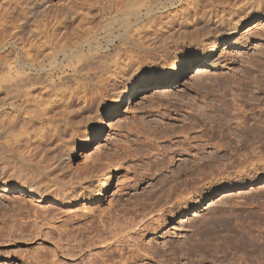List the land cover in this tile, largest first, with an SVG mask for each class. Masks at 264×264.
Segmentation results:
<instances>
[{
	"label": "rangeland",
	"instance_id": "obj_1",
	"mask_svg": "<svg viewBox=\"0 0 264 264\" xmlns=\"http://www.w3.org/2000/svg\"><path fill=\"white\" fill-rule=\"evenodd\" d=\"M36 1L34 0V11L24 18V29L19 28L20 33L16 38L18 42L14 49L20 52L23 50V59L35 58L34 62L38 67L27 71L32 78L31 83L28 81L29 88L32 87L29 95L32 100L25 106H30L26 110H29L31 120L26 127L21 128L14 144L15 149L10 154L1 147L5 139L0 140V172L3 169L13 172L17 167L23 166L29 172L41 176L45 167L65 159L67 169L83 173L85 167L90 168L95 163L96 168L99 165L103 169V165L96 160L101 158L112 167L113 188L103 201L75 200L70 203H58L49 199L37 201L40 199L31 195H19L17 191L0 192V264H28L31 258L33 260V255H39L46 248L54 252L51 251L54 264H83L79 254L69 252L73 257L61 249L68 235L60 240V229L64 228V234L69 231L78 233V228L84 226L86 218L93 217L96 222L102 216L107 219L108 215L114 214V211L111 212L113 209L120 210L116 211L119 214L116 216L118 220L115 232L119 235L115 238H132L145 249H151L152 246L153 252L150 251V254L153 257L142 255L135 264H166L165 257H177L179 264H228L230 261H239V264L244 260L247 264H264V114L259 115L257 107L253 111L239 110L253 107L244 105L248 100V103L256 102L257 95H253L254 99L252 91L257 93L262 89L259 94L262 99L257 96L262 102H257H264V18L260 16L252 21L246 20L245 13L249 9H244L241 14L236 13L235 8L242 4L239 0H214L213 4L212 0H205L202 3L203 17L198 20L194 16H188L190 20L178 16L179 9L183 7L186 11L188 8L178 4L173 6L166 0L153 2L151 18L142 7V18L139 20L135 16L125 15L131 9H128L130 0ZM236 3L240 5L237 6ZM214 4L218 5L213 8L217 16L210 8ZM207 12L210 16L213 13L215 17L212 15L208 18ZM219 12L226 16L229 14L227 12L232 13L231 21L226 16V21L222 20ZM123 13L124 17L130 18L132 23L127 25H132L131 28L130 25L128 28L121 26L126 25L124 21L127 17L123 19ZM39 19H43V24ZM236 19H240V22ZM153 20L157 21L156 24ZM197 26H201V30L202 26L206 30L210 28V32H215L218 28L223 33H220L213 53L212 65L190 77L191 74L183 73L187 66L202 64L211 52L210 37L195 42H190L187 38H191L194 32L198 33ZM135 28L139 31H135ZM32 29L37 35L40 31L37 38H33L36 35ZM257 32L260 34H255ZM127 35L128 39L125 37ZM89 49L103 54L102 69L100 65L98 67L101 61L97 59L91 62L93 66L90 65V68L93 69L85 64L84 57L90 54ZM79 50L82 51L81 56L76 57ZM39 67L43 70H39ZM176 72L181 74L176 83L147 88L133 101L128 99L122 112L109 119L103 145L97 146L99 143L93 135V129L100 114L110 108L120 92L127 91L130 94L131 88L140 80L160 81L167 74ZM140 73L142 74L137 79V74ZM67 105H73V109L80 108L79 114L74 110L75 113L70 112V116H82L81 119L74 120L79 123H73L71 128L62 120L61 115ZM73 109L69 107V110ZM202 109L214 115L220 127L225 122L232 123L229 127L224 124L223 131L217 123L219 128L212 142L221 144L212 150L220 160L216 163L215 179L210 181L208 177L198 182L196 191L199 194L185 193L176 198L175 190L176 195L173 193L170 198V190L174 185L176 187L177 182L182 179L189 182L190 175L186 176L188 169L184 167L190 164L195 153L191 149L183 155L173 151L176 149L173 142L177 140L174 128L188 122V119L183 120V115H199ZM231 113H236L237 117L231 118ZM3 117L4 113L0 112V125ZM54 129L62 130L60 135ZM154 130L158 133L162 130L170 133L168 137L157 140L160 143L158 148L154 142L149 141L152 139L151 135L159 136L157 132L155 135ZM149 135V139H146ZM258 138L262 139L261 150L256 147L259 145ZM252 142L255 143L254 146ZM232 147L235 149L233 152ZM163 148L167 150L166 155L157 154ZM207 150L211 151V148ZM222 152L224 156L226 153L225 157L221 155ZM67 156L68 159L65 158ZM93 160L98 162L94 163ZM103 174L102 170L98 177ZM178 175L181 178L174 181L173 178ZM187 181L184 187H190L191 182ZM146 221L149 230L146 228L145 231H139L144 229L140 226ZM35 228H38V233ZM22 229L25 235L23 237L9 233L15 230L18 233ZM30 232L34 235L36 233V237L33 235V238ZM107 234L110 235V232L105 235ZM110 242L112 240L102 243L103 245L98 241L90 242V250L85 247L84 257L88 253L91 259L98 254L101 256L104 246ZM243 244L246 245L245 248L241 247ZM162 253L164 257L160 255ZM88 256L85 259L87 261Z\"/></svg>",
	"mask_w": 264,
	"mask_h": 264
},
{
	"label": "bare ground",
	"instance_id": "obj_2",
	"mask_svg": "<svg viewBox=\"0 0 264 264\" xmlns=\"http://www.w3.org/2000/svg\"><path fill=\"white\" fill-rule=\"evenodd\" d=\"M39 1L40 0H37L36 2H39ZM154 1H156V0H130L131 3L128 6V9H130V8L131 9L128 12L126 11L127 14H125V15H128V16L132 15L133 17L135 16V18L139 20L140 18H142V12H143L142 11V7H144V10L146 11L145 12L146 15L149 16L152 13V11L154 10V8H152L154 6V5H152ZM166 1L168 3H171V5H173V6L178 4V5H184V8H185V6L188 8V9L186 8L187 10L185 11L183 9V7L180 6L182 8L177 11V12H179V15L177 13L178 16L186 17V18H189L188 16H194L195 20H196V18L198 20V18L201 17V16L203 17L202 14H203V10H204L203 9L204 5L202 3H204L205 0H166ZM222 1L223 0H221V2ZM162 2H164V1H162ZM213 2L215 3V1L212 0L211 4H213ZM239 2H241L242 4L240 5V3L239 4L236 3L237 6L238 5H240V6L236 7V5H235V7H236L235 8L236 9L235 12L241 14V12L244 13V9H249L248 12L245 13L246 14L245 15V19L246 20L252 21L256 17H260V16L264 18V0H241V1L239 0ZM34 4H35L34 0H31V1L30 0H0V112L2 114L4 113L3 123H2V125H0V140L1 139H5L4 140L5 142H2V143L0 142V143H1V147L3 148V150L6 149L7 153H9L10 151H13L15 149L14 148V144L17 142V136L19 135V133H21V128L26 127L29 124L30 120H31L30 117L28 116L30 112H29V110L28 111L26 110V109H29L30 106L29 107L25 106V104L29 103L32 100L29 97V95L31 94L30 92H31V88H32V87L29 88L30 87L29 85L31 83V79L32 78L28 74L29 72H27V71H28V69H32V68L38 69V67H37V64L34 62L35 58L32 57V59L31 58L28 59V57L26 56L27 58H25L26 59L25 60V59L22 58V56H24L25 54L23 53V55H21L23 50L21 52L18 50L19 51L18 52V51L14 50V49L16 48L17 42H18L17 41V39H18L17 35H18V32L20 33L19 28L22 27L21 29H24L23 28L24 27V23H26L25 22L26 20H24V18H25V16L27 18L28 14L32 13ZM43 4L45 5L46 3H43ZM43 4H41V5H43ZM164 4H166V2ZM233 5H234V3H233ZM210 6H212V5H210ZM216 6H218V5L214 4L210 8L213 10L214 7L217 8ZM209 7L207 8V10H209ZM216 10H219V9H216ZM214 11L215 10H213L212 12L214 13ZM223 12H222V14H220V12H219V14H220L219 17L222 20H224L225 16H226ZM231 12L233 13L234 11L232 10ZM124 13H123V19L127 17V16L124 17ZM207 13L206 14L208 15V18H209V16H210L209 14L210 13L209 12H207ZM213 13H212L213 16H214V14L216 16L218 15L217 13H214V14ZM227 13H229V14H228V16H226V18L228 17L229 19H227V20H230L231 19L230 16H231L232 13H230V12H227ZM204 14H205V11H204ZM174 15L172 16L173 18H175ZM178 16H176V17L179 18ZM151 17L152 16L150 15V18ZM202 17H201V19H202ZM240 17H242V16H240ZM127 18H126L125 21L123 20L126 23V25L122 24L121 26H123V27L127 26V28H128V26L130 24L127 25V23H130L131 21H130V18H128V19ZM194 18H192V19H194ZM40 19H39V21H41ZM121 20L122 19H120V21ZM189 20H190V18H189ZM236 20H238L237 21L238 23L240 22V19H236ZM42 21H43V19H42ZM123 21L121 23H123ZM154 21L155 20H153V22ZM224 21H226V19ZM156 22H154V23L156 24ZM133 23H134V21H133ZM161 23H163V22H161ZM161 23H160V25H161ZM42 24H43V22H42ZM34 25L36 26V24H34ZM52 26L54 27V25H52ZM131 26L132 25H130V28H131ZM136 26L138 27V25H136ZM200 27L198 28V26H197V28H196V32H198V33L195 34V32L193 31L194 34L190 33V34H193V35H191V38L190 37H187V38H189L190 42H195V41H199V40L202 41V40H204V38L210 37L211 39H209V40H211V41L209 42V45H210V51L211 52H209L207 59L201 62L202 64H200V65L197 64L194 67H193V64H189L187 66V68L185 69V71L183 73L191 74L190 77H193L197 73H200L201 71H203L204 68L209 67V66L212 65L211 59H212L214 51L216 50V45H217V43L219 41V38H220L221 29L217 28L215 32H213L214 30L211 29L212 32H210L209 31L210 28L208 30H206V29H204L206 27L202 26V30H201ZM41 28H42V26H41ZM139 28H141V27H139ZM197 29H199V30L197 31ZM36 30H39V29L36 27ZM136 30L137 29L135 28V31ZM137 31H139V30H137ZM207 31H209V32H207ZM39 32H38V35H39ZM29 33H30V30H29ZM33 33H34V30H33ZM41 33H40V35H41ZM262 33H263V31H262ZM135 34H137V33H135ZM255 34L258 35L260 33L257 32ZM34 35H36V37L33 36V38H37V36H38L37 32H36V34L34 33ZM125 37L127 38L129 36L127 35ZM137 37H140V35H138ZM126 38H125V40H126ZM28 40H30V39H28ZM138 40L139 39L137 38L136 41H138ZM141 40H142V38H141ZM136 41H134V42H136ZM39 42H40V40H39ZM142 44L144 45L145 43H142ZM36 46H37V44H36ZM136 46H137V44H136ZM18 47H19V45H18ZM24 48H25V46H24ZM10 49H12V50H10ZM11 51H13V52H11ZM89 51H90L89 52L90 54H88V55H86L84 57L85 58L84 61H86L85 64L88 66L89 69H93V67L90 68L91 66H93V65H91V62H93L94 60L97 59V60L101 61V64H98V67L100 65V67L102 69V65H103L102 64V55L103 54L101 52L100 53L99 52H94V51H92V49H89ZM81 53H82V51L79 50L76 54L75 53L74 54H75L76 57H80ZM116 54H118V53H116ZM30 56H32V55H30ZM116 57H118V55ZM133 61H134V58H133ZM104 62H105V60H104ZM39 63H41V62H39ZM123 63H124V61H123ZM115 64H113V65H115ZM108 65H110V64H108ZM125 65H128V63L126 64V62H125ZM95 68H96V66H95ZM195 69H196V72H194ZM39 70H43V68L39 67ZM180 77H181V74L179 72L178 73L176 72V73L167 74V76H165L160 81H158V80L157 81H155V80H146V79L145 80H140V82L135 83L134 86L131 88V93L130 94H127V91L120 92L118 94V96L116 97V100L110 106V108L105 109L100 114L99 121L96 124L95 129H93V135L96 138V141H98V143H99L97 146L100 147V146L103 145L102 144L103 143V138H104V135H105V131H106V127L108 125L107 123H108L109 119L111 117H113V116H115L117 114H120L122 112V110L124 108V105H125V103H126V101L128 99H129V101H133L134 99H136L138 97V94L141 91H144L147 88H159V87H165V86L172 85V84L176 83L180 79ZM28 81L30 83H28ZM34 82L36 83V81H34ZM261 90H258L257 93H256V91L255 92L252 91V97H253V95L254 96L255 95L258 96L260 94ZM262 92L264 93V90ZM257 96H256V99L253 97L256 100V102L248 103L249 100L244 102L245 103L244 104L245 107L246 106H253V107L249 108L248 110H245V108L243 107V108H241L239 110H243V111L252 110L253 111V110H255V107H257L258 111H259V115L262 116L264 114V102L262 103L263 104V106H262V104H261V102H262L261 101V99H262L261 95H259L261 99L258 98ZM252 97H251V99H252ZM262 97L264 99V95H262ZM257 101H261V102H257ZM72 106L73 105H70V106L67 105L66 108L63 109L64 113H61V115L63 116L62 120H65V123H68L69 127H70V125L72 127L73 123H79L78 121L74 122V120L75 119L78 120L79 118L81 119V117H82V116L79 115L80 117L76 118L75 115H77V114H74L73 116L69 115V113L70 112H74V110L75 111L77 110L78 112H76V113L79 114L80 108H78L79 109L78 110L77 107L74 106L76 109L75 108L73 109ZM79 106H80V104H79ZM32 107H33V105L31 106V108ZM69 107H71L73 110H69ZM228 110H230V108ZM224 112H226V111H224ZM31 114H33V112ZM224 115H223V117H224ZM236 115H237L236 113L235 114L231 113V116H233L231 118H236L237 117ZM37 116L39 117L38 114H37ZM182 118L185 121H186V119H188V122H184L181 125H179L178 127L175 126L173 132L175 133L174 137H177L176 138L177 140L174 139L175 142H173V144H175L176 149H174L173 151L176 152L179 155H183L184 153L187 154L188 150H190V149L192 150L191 152H193V151L195 152L193 154L194 156H192V160L190 161V164L186 165L184 167V168L188 169V171H186V169H185V171H186V176L190 175V177L189 176L188 177H189V182H191L190 183L191 185L189 184L190 187H188V186L184 187V185L187 184L186 183L187 180L186 179L180 180V182H177L176 187L174 185V187L171 188L170 192H172V193L168 195V196H170V198H172V194L175 192V190L177 192L176 193L177 195L174 193L177 196L176 198L181 197L185 193H187V194L188 193L189 194L194 193L195 194L197 192L196 190H197V187H198L197 186L198 182H200V181L202 182V180H204L205 178L209 177V180L213 181L215 179L216 172H217L216 171L217 168H215L217 166L216 163H218V161H220V160H218L219 156L217 155V153L215 154V152L212 151L213 149L216 148L215 146H218L219 144H221L219 142H218V144H215V142L214 143L212 142L214 140V138H216L215 135H216L217 128L220 127V123L216 122V118H214V115H211L207 110L202 109V112L199 115L198 114L196 115V113L195 114L193 113V114H189L187 117L183 115ZM225 118H226V116H225ZM20 119L22 121H20ZM217 123H219V127H218ZM224 124H226L227 127H229V125H231L232 123L230 124V122H225ZM224 124L222 126L225 128ZM17 125H19V128H16ZM64 125L67 126L66 124H63V126ZM222 126L220 127L221 131H223ZM177 128H178V130H177ZM196 128H198V129H196ZM63 129L64 128H62V130ZM67 129H69V128H67ZM19 130H20V132H19ZM69 130H71V129H69ZM171 130H169V131H171ZM55 131H57V130H55ZM61 131L60 130L57 131L58 134ZM154 131H155V135H157L156 132L158 133V131H156V130H154ZM166 132L167 131L164 132L163 130L159 131V133H158L159 136H153L152 137V135H151L152 139H149V137H150V135H149V136H146V139H149L150 143L154 142L155 146L158 148L160 146V143L157 140L159 138L168 137L167 135H168L169 132L168 133H166ZM173 132H172V136H173ZM192 133H193V136L191 135ZM51 137H52V135H51ZM12 139H13V141H11ZM63 140H65V139H63ZM257 141H258L259 145L257 144L256 147L259 150H261L263 148L262 146L264 145V144L262 145V139L258 138ZM223 144H224V142H223ZM250 144H251V142H250ZM253 144L255 145V143L252 142V145ZM225 145H227V144L225 143ZM222 146H224V145H222ZM222 146H221V148H222ZM228 146L231 147L230 144ZM228 146H226V147H228ZM98 147H95V148H98ZM226 147H224V148H226ZM235 147H237V146H235ZM207 148H211V151H208ZM163 149H159L157 154L166 155V151L167 150L166 149L163 150ZM217 149H219V147ZM232 149H234V148L232 147ZM233 151H235V149L232 150V152ZM133 152H134V150H133ZM224 154L226 156V153H224ZM230 154H231V152H230ZM221 155H223V152H222ZM65 158L68 159V156L65 157ZM96 160H98L103 165L102 166L103 169H101L99 165L97 166L98 168H96L95 166H96L97 163H95V162H98V161H94L95 164H92L93 166H91L90 168H86L85 167V171L83 173H82V171L79 172L77 170L73 171V170L67 169V165H66L67 162L66 163L64 162L65 159H63L59 163H56V164L54 163V165L50 163L51 165L49 167L47 166L48 170H47V167H45L46 169H45L44 173L41 174V176L29 172L30 170L23 168V166H22V168H20V167L18 168L17 167L13 172H6L3 169L0 172V174H1V177H0V192L17 191L19 193V195H23V196L24 195H31L33 197H36V198L40 199V200H37V201L49 199L51 201L58 202V203L59 202H61V203H63V202L70 203V202H73L75 200H88V201H101L102 200L103 201V200H105L107 198L108 194L110 193V191L113 188L112 179L114 178V176H112V167L108 164V162L106 160L101 159V158H97ZM232 163H233V161H232ZM163 167H164V164H163ZM182 167L183 166H181V168ZM96 170H97V172H95ZM99 170L100 171L103 170L104 174L102 176L98 177L99 172H100ZM185 171L183 173H185ZM176 175H177V173H176ZM181 175L180 176L178 175V177L176 176V178H173V180L176 181L177 179L181 178ZM189 189H191V190H189ZM183 198H184V196H183ZM113 211H114V214L111 213L112 215H108L109 217L107 219L104 218L103 216L102 217L99 216L101 218H99L98 219L99 221H97V222H96V219H94L93 217L86 218L85 221H84V226L82 228H78V230H80V231H78V233L77 232L75 233V231H73L74 233H70L72 231H69L68 233L65 232V234H64V232H63L64 228H63V230H61L62 229L61 228L60 229L61 233L60 232H59L60 234L58 233V235H59L58 238H60V240H62L65 235H68L67 239H65V241L67 243L64 241L65 244L63 242V244H62L63 246H62L61 249L64 250V252H67V254L69 252H71L72 254L75 253V255H76V253L79 254L83 264H135L136 261L140 260L142 255H146V257L148 256V257L152 258L153 256L150 254L152 246H151V249H149V247H148V249L147 248L145 249V248H142V246L138 242H136L134 239H132V238L131 239L128 238L127 240L125 239L126 241L124 239H121V238H115V237H117V235H119L117 232H115V230L117 231V229H116L117 228L116 220H118V219H116V216H118V214H119V213H116V211H120V210L119 209L111 210V212H113ZM144 217H145V215H144ZM146 222L141 224L140 227L144 228V229H139V231H143V230L145 231L146 228L149 230V228H148L149 224H148V222L146 224ZM150 224H152V223H150ZM34 226H36V225H34ZM63 227H65V226H63ZM31 228H33V227H31ZM58 228H60V226H58ZM23 229L20 232H18V233L16 232V230L15 231H11L9 233L10 234L12 233L13 236L14 235H16V236L19 235V236L23 237V236H25L24 233L22 232V231H24ZM37 229L35 231L38 233ZM67 229L68 228L66 227V230ZM74 230H76V229H74ZM107 232H110V235H108L109 233L107 235H105ZM30 233L28 234L29 236L32 234L33 238L36 237L35 236L36 233H35V235L33 234V232L31 234ZM10 234H9V237L11 236ZM108 240H110V241L112 240V242H110L107 245L105 244L106 246H104V249L102 251L103 253L102 254L100 253L101 256H98L99 254L97 255L98 257L94 255L95 258L93 257L91 259V257L89 258L90 254L88 253L89 256L86 255V258L88 256L89 259H88V261L85 260L86 259L84 257L85 256V247L89 249L91 247L90 242L98 241V242H101V244L102 243L104 244ZM194 243H195V241H194ZM165 244H167V242ZM196 244H198V243L196 242ZM196 244H194V245L196 246ZM149 246H150V244H149ZM244 246H246V245H244V244L241 245V247L245 248ZM144 249H145V252H144ZM48 250L49 249L46 248V250L45 251L42 250L39 255L38 254L37 255H33V260L31 258L30 261H28L27 263L28 264H54L53 260H52L53 259V256H52V253H51L52 250L51 249L49 251ZM82 251H84V252H82ZM87 252L91 253V251H87ZM151 252H153V251H151ZM157 252H159V251H157ZM165 253H166V250H165ZM68 255H70V254H68ZM160 255L162 257H164V253H162ZM70 256H73V255H70ZM30 257H32V256H30ZM99 257H100V259H99ZM177 259H178L177 257H174V258L173 257H165L164 261L166 262V264H177L178 263ZM243 260H244V258H243ZM243 260H241V261H243ZM238 262L235 263V262L230 261L228 264H238ZM239 264H247V263H246V260H244L242 263H239Z\"/></svg>",
	"mask_w": 264,
	"mask_h": 264
},
{
	"label": "snow or ice",
	"instance_id": "obj_3",
	"mask_svg": "<svg viewBox=\"0 0 264 264\" xmlns=\"http://www.w3.org/2000/svg\"><path fill=\"white\" fill-rule=\"evenodd\" d=\"M141 74H142V73H140V74H137V77H136V78L138 79V78H139V76H140Z\"/></svg>",
	"mask_w": 264,
	"mask_h": 264
}]
</instances>
